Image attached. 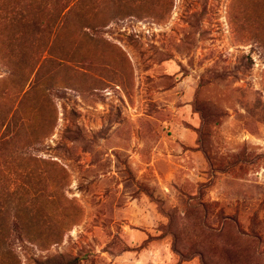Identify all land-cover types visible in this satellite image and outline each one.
<instances>
[{"label": "rangeland", "instance_id": "374dc122", "mask_svg": "<svg viewBox=\"0 0 264 264\" xmlns=\"http://www.w3.org/2000/svg\"><path fill=\"white\" fill-rule=\"evenodd\" d=\"M0 264H264V0H0Z\"/></svg>", "mask_w": 264, "mask_h": 264}, {"label": "trees", "instance_id": "16d2710c", "mask_svg": "<svg viewBox=\"0 0 264 264\" xmlns=\"http://www.w3.org/2000/svg\"><path fill=\"white\" fill-rule=\"evenodd\" d=\"M12 225L15 229H17L19 231L22 230L24 227V219H23L22 215H20V214L16 215L15 220H14Z\"/></svg>", "mask_w": 264, "mask_h": 264}]
</instances>
